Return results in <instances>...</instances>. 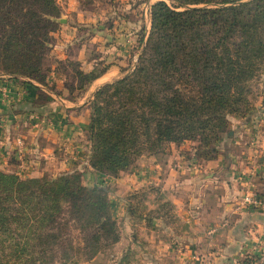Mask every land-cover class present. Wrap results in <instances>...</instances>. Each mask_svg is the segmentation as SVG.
I'll use <instances>...</instances> for the list:
<instances>
[{
  "label": "trees",
  "instance_id": "16d2710c",
  "mask_svg": "<svg viewBox=\"0 0 264 264\" xmlns=\"http://www.w3.org/2000/svg\"><path fill=\"white\" fill-rule=\"evenodd\" d=\"M166 1L150 7V30L144 40L141 28L144 46L130 73L89 100L85 134L95 173L116 178L141 155L185 141L198 143L201 162L214 160L229 118L248 119L263 94L264 0ZM107 15L108 29L130 17L119 9ZM58 18L56 0H0V77L48 86ZM74 76V87L64 83L72 101L97 74ZM35 89L39 102L47 99ZM83 183L80 173L18 179L0 172V264H79L113 253L121 233L111 191ZM125 202L132 231L141 222L178 221L157 188L130 192ZM135 255L127 250L116 264Z\"/></svg>",
  "mask_w": 264,
  "mask_h": 264
},
{
  "label": "crops",
  "instance_id": "0c3cea01",
  "mask_svg": "<svg viewBox=\"0 0 264 264\" xmlns=\"http://www.w3.org/2000/svg\"><path fill=\"white\" fill-rule=\"evenodd\" d=\"M83 1L56 0L59 18L51 37L52 72L48 86L32 82L33 88L0 79V161L14 168L16 158L13 150H8V144L17 139L25 141L29 158L23 165L30 177H39L47 170L74 168L66 155L76 148H80L79 154L88 152L85 133L90 117L89 100L100 87L130 73L140 54L142 46L137 40V30L127 28L130 23H118L111 29L97 26L93 19L87 18L88 8ZM70 66L85 74H97L73 101L64 86L66 74L59 71ZM73 80L74 87V76ZM35 87L47 99L39 102ZM262 114L264 94L248 119H230L231 131L220 144L219 155L195 171L188 165L175 164L172 153L162 155L163 160L149 156V186L157 188L171 203L178 221L166 225L155 220L149 226V239L142 237L140 229L137 236L143 240H136L138 237L130 233V241L124 246L121 234L114 253L105 259L98 255L87 264H116L127 250L136 253L130 264H238L246 253L263 251L264 211L242 209L239 204L246 189L245 181L264 198V129L256 130L253 136L256 142L251 143L246 131L253 119ZM16 122L20 124L17 126ZM18 127L23 130L14 135ZM123 174L110 178L109 182L124 180Z\"/></svg>",
  "mask_w": 264,
  "mask_h": 264
},
{
  "label": "rangeland",
  "instance_id": "374dc122",
  "mask_svg": "<svg viewBox=\"0 0 264 264\" xmlns=\"http://www.w3.org/2000/svg\"><path fill=\"white\" fill-rule=\"evenodd\" d=\"M86 1L87 2L85 5V8L86 9L88 8L87 9L88 11L86 12V14H87L86 16H87V18L89 16L91 19H93L94 22L97 24V26L102 25L104 27H107L106 26L107 25L106 21L108 19L107 14L110 13L113 9H115V10L119 9L120 12H122V13L123 12L129 13L130 17L128 18L129 19L128 23L129 22H131V23H130V26L127 28L131 29L133 32H135L137 30L136 31L137 32V40H139V37L141 35L140 34L141 28L145 29V33L143 35L144 40L146 39L148 32L150 30V7L158 1H165L167 4H169L168 1H166V0H86ZM85 35H86V33H83L82 36L85 37ZM63 37H64V35H63ZM51 44H53V43L51 42ZM140 46H142V47L140 48L139 53H141L142 48L144 46V43L141 44ZM48 64L50 65V62ZM72 68L73 67L70 66V68H68V70H59L60 73H62L63 75H64V73L66 74L67 78H66L65 82L70 84V85H72V82L74 81L73 80L74 70H72ZM2 78L8 79L6 77H0V79H2ZM261 79L264 80V74L261 76ZM75 83H77V81ZM263 94L261 96H259V98L255 101L253 111H254L255 104L257 103V101L260 98H263ZM11 99H12V97H10V99H9L10 102L13 100V99L12 100ZM15 108H18V107H15ZM90 112H91V110H90ZM17 114H18V112H17ZM252 114H253V112H252ZM231 118H234L237 120H245V119H240L237 117H230L229 118V128H228L230 131H231V125H232L230 122ZM247 122H249V121H247ZM19 124H20L19 122H16L15 125L18 126ZM21 125H22V123H21ZM259 128L264 129V114H262L260 116V118H258L257 120L253 119V123H250V125L246 127L247 133L249 132L248 134H250L249 135L250 136L249 137L250 143L252 141L256 142L255 139H257V138H253V136H255L254 133L256 132V130H259ZM21 130H23V129H19V127H18L17 131L13 132V134L16 135ZM230 131H229V133H230ZM246 136L248 137V135H246ZM31 137H33V135ZM85 137H86V135H85ZM85 140L87 141V137L85 138ZM24 142L25 141L21 142L20 140L17 139L15 141V143L11 142L10 144H8V150L9 151L13 150L14 157L16 158V159H14V165L15 166H14V168H11L10 166H5L4 163L0 161V172H2L4 174H8V175H13V176L17 177L18 179L41 178V177H48V178L55 179L58 176H60L62 174H66V173H80L82 175V180L84 182L83 183L84 185L89 186V185H92L93 183L99 184V185H103L104 187H107L111 191L108 194V199H109V202L111 204L112 216L114 219H116L119 222L120 233L122 234V236H124L125 242L123 241V244H122L123 246L130 241L131 234H136V235L139 234L140 229H143V230H141L142 237L149 239V225H147V223L141 222L140 224H138L136 226L138 232L131 230L130 218L127 214V204L125 202V197L130 192H135L137 190H141L143 188L149 187V155H147V154L141 155L140 157L137 158L134 165L128 171L121 172V173H124L123 174L124 180H120V182H116V181L109 182L110 177H106V176H103L99 173H95L89 167L88 160H89V154L90 153H89V147H88V143H87L86 145L88 147V152L84 153V155L82 152L79 154L80 148L79 149L76 148V150L72 151V153H68V155H66V157H68L69 164L73 165V167H74L73 169H71L69 171L47 170L42 175H40L39 177H30V175L25 174L26 169L23 165L25 160H27V157L29 158V156H27L29 154V149H28L29 147L26 146L24 144ZM172 145H174V146H172ZM197 146H198L197 142H189V141H185L181 144H170L165 152L160 153V154L155 155V156H159V158H161L163 160L164 157L162 155H167L169 153H172L173 157L171 160L175 164L181 163V165H184V167L188 165L190 167V169L195 171L198 169V167H200V165L205 163V162H201L200 161L201 159H199L195 156V147H197ZM172 147H174L173 150H172ZM2 148H4V146ZM63 149H64V147H63ZM65 149H66V146H65ZM220 149H221L220 144H218L217 156L220 153L219 152ZM169 162H170V164H173L171 161H169ZM75 165H77V166L75 167ZM86 167L89 170L86 169ZM186 171H188V170L186 169ZM94 174H99V175H94ZM120 174L117 177H119ZM191 174H193V173H191ZM240 175L238 177L239 180H241V177H242ZM249 175L252 176V174H249ZM255 176H257V175L255 174ZM244 184L246 186L250 185V183L248 181H245ZM136 237H138V236H136ZM138 238L136 240H138L140 242L143 240L141 237H138ZM106 257H107V255H103L104 259ZM143 257H147V256L144 255ZM139 258H141V255L139 256ZM94 259H92V260H94ZM92 260H90V261H92ZM98 260H101V259L98 257ZM246 260H252L254 262V264H264V251H261L259 249L258 251L253 250V252L246 253L239 260L238 264H244ZM88 262L89 261L81 262L79 264H87Z\"/></svg>",
  "mask_w": 264,
  "mask_h": 264
},
{
  "label": "built area",
  "instance_id": "2783aa9c",
  "mask_svg": "<svg viewBox=\"0 0 264 264\" xmlns=\"http://www.w3.org/2000/svg\"><path fill=\"white\" fill-rule=\"evenodd\" d=\"M239 204L242 209L264 211V198L254 191L250 185L246 186Z\"/></svg>",
  "mask_w": 264,
  "mask_h": 264
}]
</instances>
